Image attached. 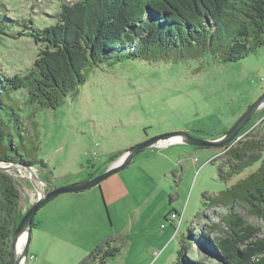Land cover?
Segmentation results:
<instances>
[{
    "label": "rangeland",
    "instance_id": "1",
    "mask_svg": "<svg viewBox=\"0 0 264 264\" xmlns=\"http://www.w3.org/2000/svg\"><path fill=\"white\" fill-rule=\"evenodd\" d=\"M62 1L75 0L4 3L10 17L34 18L38 26H43ZM37 53L30 38L0 34L3 73H25ZM263 93L261 46L236 62H222L209 53L198 58L173 56L159 61L107 59L89 68L85 82L56 108L39 109L26 103L25 90L5 94L4 99L17 108L25 125L21 137L15 134L16 153L45 161L46 168H34L43 187L50 190L85 180L90 173H101L112 154L121 157L135 145V140L145 136L187 132L206 140L218 138ZM240 134L237 138L241 140L264 143V104ZM158 143L164 142L155 144ZM225 151L222 146H198L183 140L162 147L149 145L125 168L104 179L106 185L114 177L123 176L127 191L119 200L111 202L106 198L104 202L99 185L57 195L33 217L36 225L23 264H78L90 250L106 241L119 246L121 252L107 258L105 264H143L148 255L144 247L156 246L161 240L158 225L162 231V212L166 208L183 214L179 233L163 254V264L174 261L179 235L186 236L192 221L190 229H203L206 223L232 211L260 226L259 235L264 237V221L253 215L245 203L209 207L207 196L218 195L258 166L256 163L227 181L220 176L228 172L232 162ZM0 171L9 175L19 190V211L23 216L37 200L38 191L24 167ZM132 210L144 211V221L129 228ZM163 231L174 236V227L169 224Z\"/></svg>",
    "mask_w": 264,
    "mask_h": 264
},
{
    "label": "trees",
    "instance_id": "2",
    "mask_svg": "<svg viewBox=\"0 0 264 264\" xmlns=\"http://www.w3.org/2000/svg\"><path fill=\"white\" fill-rule=\"evenodd\" d=\"M7 11L0 0V34L26 36L38 53L23 74H5L0 68V108L6 109L0 111V162L33 167L46 168V163L16 153L15 134L21 137L25 125L5 94L25 90L26 103L39 109L56 108L85 82L89 68L107 59L159 61L209 53L222 62H236L264 46V0L62 1L43 26L34 18L10 17ZM237 137L222 146L232 162L220 176L230 181L252 165L258 166L218 195L207 196L209 207H230L238 201L264 221V143ZM19 198L12 178L0 171V264H12V239L22 217ZM35 225L33 218L32 228ZM193 225L192 221L190 228ZM190 228L180 237L171 264H264L262 228L236 212L206 223L203 229ZM120 252L119 246L106 241L78 264H105Z\"/></svg>",
    "mask_w": 264,
    "mask_h": 264
},
{
    "label": "water",
    "instance_id": "3",
    "mask_svg": "<svg viewBox=\"0 0 264 264\" xmlns=\"http://www.w3.org/2000/svg\"><path fill=\"white\" fill-rule=\"evenodd\" d=\"M264 104V93L260 96L258 100H256L252 105H250L247 111L233 124L230 130L224 133L222 136L212 139L206 140L198 137L190 136L187 132H175L170 134H164L160 136H156L150 139H146L142 142H139L128 148L120 157V159L109 166L107 169L102 171L101 173L96 174L93 177L86 178L80 182H75L69 185L52 187L50 190H46L43 187V184L39 177L35 175L33 172V166L24 164L21 162L16 163H5V165H0V169L3 170H11L18 167H24L28 173V177L33 184L34 188L39 192L37 200L35 203L23 214L20 218L15 231L14 237L12 239V249H11V260L12 264H23L25 258L28 254V248L31 240V233H32V220L37 212V210L45 205L47 202L52 200L54 197L61 193L65 192H78L88 188H91L95 185H99L102 180L109 177L113 173L125 168L133 159V157L138 154L140 151L144 150L149 145H153L160 140H168L170 138H178L180 137L181 140L189 142L190 144L198 145V146H223L226 143L231 142L234 140L242 130V128L246 125V123L250 120L251 116L256 112V110ZM26 232V239L24 243V247L22 250L17 251L16 243L18 237L23 233Z\"/></svg>",
    "mask_w": 264,
    "mask_h": 264
},
{
    "label": "crops",
    "instance_id": "4",
    "mask_svg": "<svg viewBox=\"0 0 264 264\" xmlns=\"http://www.w3.org/2000/svg\"><path fill=\"white\" fill-rule=\"evenodd\" d=\"M150 138L149 136H145L142 137L138 140H135V144L142 142L146 139ZM181 140V139H180ZM177 141V140H175ZM175 141H171V142H175ZM171 142H166V143H158V144H154L155 146L158 147H162V146H166L168 144H170ZM147 148V147H146ZM145 148V149H146ZM144 149V150H145ZM126 151V150H125ZM124 151V152H125ZM122 152V153H124ZM114 155V154H112ZM137 155V154H136ZM135 155V156H136ZM134 156V157H135ZM111 157V156H110ZM133 157V159H134ZM91 158V157H90ZM89 158V159H90ZM119 157L114 158L113 160L105 163L102 167L105 166V168L102 170L104 171L105 169H107L109 166H111L112 164L116 163L119 160ZM133 159L131 161H133ZM131 163V162H130ZM142 163V161H141ZM141 163L139 164V166L141 165ZM114 174V173H113ZM111 176V175H110ZM109 176V177H110ZM108 178V177H107ZM86 179V178H85ZM106 179V178H105ZM125 179L123 178V176H116L114 177L110 182L106 183V185H104V180H102L98 186L99 190L101 191L102 194V198L103 201H106V198L108 201L111 202H115L117 200H119L127 191L126 188V182L124 181ZM104 185V187H103ZM105 190V191H104ZM80 192V191H79ZM106 196V197H105ZM174 211V210H173ZM171 211H168L167 208L166 210H164L162 212V219L161 222H164L167 215L170 213ZM130 215L128 216V222H129V228H132L133 225L136 224H141L144 221V211H136V210H132L129 213ZM154 213L151 214V216H153ZM147 220H149V217L147 218ZM171 226H173L172 224H169ZM167 226V225H166ZM165 228V227H164ZM164 228L161 229L159 228L158 225V231L161 232L160 234H162L161 236V240L158 242V245H153V246H145L144 247V251L148 254L147 258L145 259V262L143 264H163V254L166 251V249L168 248V243H173V239L177 237L178 233L176 235H172V236H168L166 233H164ZM182 236V234L180 233L178 241L180 239V237ZM170 254V253H169ZM26 259V258H25Z\"/></svg>",
    "mask_w": 264,
    "mask_h": 264
},
{
    "label": "built area",
    "instance_id": "5",
    "mask_svg": "<svg viewBox=\"0 0 264 264\" xmlns=\"http://www.w3.org/2000/svg\"><path fill=\"white\" fill-rule=\"evenodd\" d=\"M226 144H227L226 146H228V143H226ZM182 214H183V212H179L177 210L171 211L167 215L165 221L163 223H161V228L166 227V225H168V224H172L174 227V235H176L178 228H179V225H180V222H181ZM175 222H177L176 225H175Z\"/></svg>",
    "mask_w": 264,
    "mask_h": 264
},
{
    "label": "bare ground",
    "instance_id": "6",
    "mask_svg": "<svg viewBox=\"0 0 264 264\" xmlns=\"http://www.w3.org/2000/svg\"><path fill=\"white\" fill-rule=\"evenodd\" d=\"M181 138L180 137H178V138H170V139H168V140H163V142L164 143H166V142H171V141H175V140H180ZM33 172L35 173V175H38L37 174V170L33 167ZM27 173H29V172H27ZM58 187V186H57ZM39 193V192H38ZM26 212V211H25ZM25 239H26V232H23L19 237H18V240H17V243H16V248H17V251L19 250V249H21V247H22V245H23V243L25 242ZM24 263V262H23Z\"/></svg>",
    "mask_w": 264,
    "mask_h": 264
}]
</instances>
